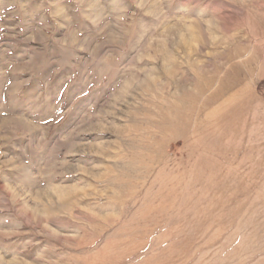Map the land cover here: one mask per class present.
<instances>
[{
	"label": "rangeland",
	"instance_id": "1",
	"mask_svg": "<svg viewBox=\"0 0 264 264\" xmlns=\"http://www.w3.org/2000/svg\"><path fill=\"white\" fill-rule=\"evenodd\" d=\"M0 264H264V0H0Z\"/></svg>",
	"mask_w": 264,
	"mask_h": 264
}]
</instances>
